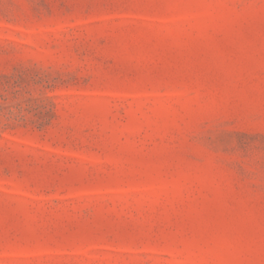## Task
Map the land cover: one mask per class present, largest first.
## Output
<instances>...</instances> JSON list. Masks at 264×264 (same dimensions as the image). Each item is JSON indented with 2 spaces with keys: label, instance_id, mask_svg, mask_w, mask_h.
<instances>
[{
  "label": "rangeland",
  "instance_id": "1",
  "mask_svg": "<svg viewBox=\"0 0 264 264\" xmlns=\"http://www.w3.org/2000/svg\"><path fill=\"white\" fill-rule=\"evenodd\" d=\"M0 264H264V0H0Z\"/></svg>",
  "mask_w": 264,
  "mask_h": 264
}]
</instances>
